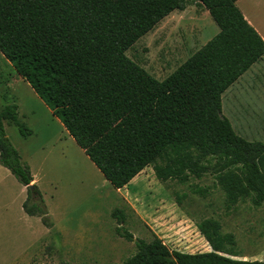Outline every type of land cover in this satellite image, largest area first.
Here are the masks:
<instances>
[{"label": "trees", "instance_id": "1", "mask_svg": "<svg viewBox=\"0 0 264 264\" xmlns=\"http://www.w3.org/2000/svg\"><path fill=\"white\" fill-rule=\"evenodd\" d=\"M188 0H0V53L46 104L115 189L152 164L157 180L186 183L210 173L226 208L240 201L264 204L260 141L233 131L221 113L220 94L264 54V40L237 0H198L219 33L159 82L126 51ZM17 104L0 110V164L26 189L23 211L51 227L43 197L5 132V121L24 137ZM197 193L205 188H195ZM116 233L136 246L121 264H264L233 258L235 235L219 220L197 228L211 250H170L154 235L146 242L125 227Z\"/></svg>", "mask_w": 264, "mask_h": 264}, {"label": "rangeland", "instance_id": "2", "mask_svg": "<svg viewBox=\"0 0 264 264\" xmlns=\"http://www.w3.org/2000/svg\"><path fill=\"white\" fill-rule=\"evenodd\" d=\"M185 9L182 14L161 20L126 51L129 58L159 82L218 31L198 0H188ZM248 73L243 76L246 86L240 87V82L232 88L237 94L232 106L237 119L238 105H250L246 106L247 115L242 121L248 129L238 135L260 141L263 134L255 131L254 112L261 108L256 96L262 92L254 81L248 80ZM11 103L17 104L18 120L30 130V135L22 136L14 124L5 121L6 135L36 178L34 183L52 222L51 227H46L39 217L47 233L37 241L29 264H121L135 253L136 246L116 233L117 220L112 215L115 209L123 212L124 227L135 238L149 242L156 235L170 250L189 253L202 251L191 246L200 240L197 224L204 218L217 219L223 232L235 235L238 257L263 259L264 204L254 206L246 200L228 210L224 193L212 174L201 179L190 177L184 184L175 180L161 182L151 163L134 177L131 186L115 189L0 53V110ZM222 103L225 111L226 98ZM233 122L238 130L236 120ZM5 171L6 209L2 226L0 216V247L4 246L5 263L9 264L8 258L31 239L35 230L31 219L37 216L24 213L17 200L21 184L9 170ZM197 187L206 192L197 193ZM163 225L168 229L162 230Z\"/></svg>", "mask_w": 264, "mask_h": 264}, {"label": "crops", "instance_id": "3", "mask_svg": "<svg viewBox=\"0 0 264 264\" xmlns=\"http://www.w3.org/2000/svg\"><path fill=\"white\" fill-rule=\"evenodd\" d=\"M236 4L239 7L244 18L249 22L250 25H252L255 28V30L259 33V35L264 40V0H237ZM204 10H206V9H204ZM184 12H186V9L181 10V11L175 10V11L171 12L169 15H167L166 17H164L163 19L167 20V19H170L174 16H177L178 14H182ZM218 33H219V28H218V31L214 32V35L210 39H212ZM248 71L250 72V73H248V80L249 79H250V81L252 80L251 82L254 81L253 83H255V85L258 87V89L261 90V92H262V94H259V96H256V100H257V103L259 104V108L260 107L261 108L258 112H254L255 113V119H256L254 122V127H255V131L263 134L262 138L260 139V142H262L264 144V111H263L264 86H263V82L261 81L262 80L261 77H263V80H264V54L259 59L254 61L245 71H243V73H241L237 77V79L235 81H233L220 94L221 103H222V100H224V98H226L225 111H224L223 103H222L221 104L222 105L221 106V113L228 119V121L230 122V124L233 128V131L236 134H238L239 131L241 133H243V132H245L246 129H248L242 124V121L245 117L244 115L246 114V112H245V110L247 109L246 106L249 107L250 105H245V104H241V103H240V105H238L239 113H238L237 119H235V117H234L235 107L232 106V103L235 100L236 95H237L235 93V91H233L232 88H233L235 83H240V82H241L240 87L246 86L247 81L246 82L243 81V76ZM239 102H240V100H239ZM236 104L237 103H235L234 105H236ZM222 108H223V111H222ZM239 115H241L242 118H239ZM235 120L237 123L236 127L238 128V130L235 129V122H233ZM244 139L247 141H251V140H248L247 138H244ZM257 162H258L260 170L264 173V153L259 157ZM5 169L6 168L0 164V216H1V226L3 225V222H4L5 209H6L4 179L7 177V173H6ZM134 177L131 179V181L125 187H123L121 189H117V190H122L124 188H128L129 186H131L132 181L134 180ZM35 180H36V178L33 177V182H36ZM132 189H135V188H132ZM18 194H19L17 196L18 204L22 206L23 199L26 197V189L22 184L19 187V193ZM28 216H30V215H28ZM34 218H36V219H34V220L31 219V221L34 222L33 225H35V230L32 232L31 239L29 241H27L25 244L20 245V252L14 254L8 258L7 261L10 262L9 264H29L30 261L32 260L33 253L36 251L35 245H36L37 241H39V239L42 238L47 233L45 227L41 224L40 218L38 216L34 217ZM165 224H166V221H165ZM30 229H34V228H32V226H30ZM167 229H168L167 226L163 225L162 230H167ZM1 230L4 231V229H1ZM197 230H198V228H197ZM1 233H4V232H1ZM197 236H199V239H200V240H198L199 243H197V244L193 243V245H191V246H193L195 248H202L201 252L210 251L211 248H210L208 242L201 235L199 230L197 231ZM182 252H186V251H182ZM0 253H1L0 254V261H1L0 264H6L5 263L6 256L4 253V246L3 245L0 247ZM187 253H189V252H187ZM263 256H264V252H263ZM233 258L247 259L246 257L240 258L238 256H234Z\"/></svg>", "mask_w": 264, "mask_h": 264}]
</instances>
